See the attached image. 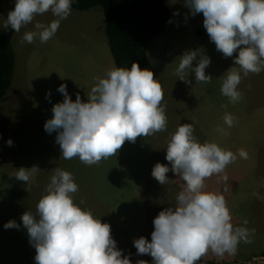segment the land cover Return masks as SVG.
<instances>
[{
  "label": "clouds",
  "instance_id": "9594fccd",
  "mask_svg": "<svg viewBox=\"0 0 264 264\" xmlns=\"http://www.w3.org/2000/svg\"><path fill=\"white\" fill-rule=\"evenodd\" d=\"M72 3L73 0H15L3 27L18 33L36 16L50 11L55 19L48 24L36 22L34 30L25 32L20 41L31 44L38 39L47 43L71 14ZM184 6L193 17L202 13L210 41L225 58L238 51L236 66L221 77L220 91L230 103L239 102L243 95L238 90L242 76L264 71V0H184ZM198 56L197 66L193 67ZM210 64L206 55L187 50L179 57L175 74L180 81L191 83L185 79L191 69L197 83L208 84L213 80L205 72ZM57 91L64 99L52 107L53 116L45 122L44 130L57 133L55 142L65 160L78 158L87 166L98 164L116 156L126 141L135 143L138 137L167 130L162 85L153 71L141 70L138 63L133 62L130 69L114 66L104 78H94L87 102L78 93L73 102L66 84ZM223 120L229 128L236 122L228 112ZM194 131L192 123L178 126L166 148L165 159L171 168L156 163L151 172L160 185L168 183L169 171L182 182L175 206L165 208L154 218L151 241L144 237L133 241L137 254L150 255L153 264H198L209 253L219 257L235 255L240 243H252L255 229L247 227L249 221L244 219L242 225L234 226L225 195L206 190L205 181L224 173L237 160V153L215 142L200 143ZM216 131L227 135L224 128ZM6 143L13 145L11 139ZM238 156L248 159L244 149L238 150ZM37 170L36 166L21 167L15 178L28 182ZM52 172L35 212L28 210L21 216L29 243L36 251L35 264H131L129 256L117 248L111 226L74 203L73 194L79 186L73 174L60 168ZM252 195L260 198L258 193ZM4 228L19 230L20 225L9 221ZM137 264L147 262L139 260Z\"/></svg>",
  "mask_w": 264,
  "mask_h": 264
},
{
  "label": "rangeland",
  "instance_id": "374dc122",
  "mask_svg": "<svg viewBox=\"0 0 264 264\" xmlns=\"http://www.w3.org/2000/svg\"><path fill=\"white\" fill-rule=\"evenodd\" d=\"M167 4L171 11V37L154 39L148 46L150 61L157 71V80L164 93L162 105L166 106L167 130L149 137H138L135 143L126 141L124 144L127 147L131 146L133 149L138 145L140 150L134 149L135 154L122 146L116 156L98 163L100 175L107 172L111 161H118L120 165L121 161L132 163L136 160L138 171H144L143 164L149 163V160L165 159L170 135L184 123L194 125V135L200 143H242L248 148L244 149L248 156L264 157V72L251 79L253 85L239 88L243 94L242 111L235 116L234 126L229 128L219 117L220 100L224 97L220 84L222 73L226 75L229 68H225L235 66L234 59L237 55L234 53L233 57L225 58L216 50L203 27L202 13L193 17L184 6V0L181 3L167 0ZM14 6L15 0H0V30L11 38L16 52L12 87L0 103V264H35L36 252L28 250L32 245L21 216L28 210L35 212L36 205L46 194L45 187L50 182L19 181L15 178V173L20 165L26 168V161L39 162L43 152L48 153L51 149L54 152L44 158L43 166H36V172L45 174L44 171L51 167L52 171L60 168L77 176L82 183L75 182L79 190L73 194L74 203L79 204L82 210H90L94 217L111 226V235L117 248L124 256H129L131 264H137L139 260L153 264L152 257L138 255L133 244L140 237L151 241V227L143 230L140 221L145 213L148 224L153 225V220L160 211L175 206L182 182L168 181L164 185L159 182H138L139 186L131 189L130 195H125L127 199L116 203L113 189L106 195L100 183L94 182L92 170L97 171L93 167L97 164L87 166L78 158H73L65 160V166L55 167L54 160L59 161L58 158L63 157L55 142L57 133L48 134L44 130L45 122L53 116L52 107L63 102V95L57 91L59 86L67 85V92L74 102V83L85 79L82 76H94L100 71L104 58L101 49L96 50V45L99 23L101 21L106 24L103 9L98 7L86 12L72 9L68 18L61 22L55 36L47 43L42 44L37 39L31 44H21L24 33L34 30L36 22L48 24L55 17L50 11L38 15L32 24L17 33L10 27H3L8 12L14 10ZM92 13H99L100 17L94 20L90 17ZM187 50L199 51L210 58L211 64L205 72L213 78L211 83H197L191 69L185 77L191 83L179 80L175 72L179 57ZM199 58L198 56L197 61L193 62V67L197 66ZM257 100H263L260 107L256 106ZM218 127L224 128L227 135L217 132ZM9 139L13 141L12 146L6 143ZM237 157L239 158L238 153ZM17 162L20 164L18 167ZM145 169L151 171L153 167L148 165ZM166 175L169 177L168 173ZM135 176H140L139 172ZM205 183L207 191L218 192L217 178L212 176ZM81 201L84 203L81 204ZM156 203L161 204L156 207ZM120 206L121 211L118 210ZM9 221L20 225L19 230L5 229L4 225ZM240 264H252V261Z\"/></svg>",
  "mask_w": 264,
  "mask_h": 264
},
{
  "label": "crops",
  "instance_id": "0c3cea01",
  "mask_svg": "<svg viewBox=\"0 0 264 264\" xmlns=\"http://www.w3.org/2000/svg\"><path fill=\"white\" fill-rule=\"evenodd\" d=\"M164 4L167 6V8L170 11V6L167 4V0H162ZM175 3H181L183 0H174ZM171 12V11H170ZM100 17V14L98 13H92L90 17L92 19L96 20ZM105 17V15H104ZM170 20H171V13H170ZM106 22V19H105ZM170 26V24H169ZM99 30H98V41L96 45V50L101 49V54L104 59H102L104 62L100 64L99 72L95 73L94 76H82L85 79H80L74 83V93L73 95L76 97V94L78 93L81 96V100L83 102H87L88 94L91 90V87L94 85V78H104L106 72L115 66L114 58L112 56L109 41H108V35H107V27L106 24L100 21L99 23ZM102 30V32H101ZM169 35V27L167 31L158 37L159 38H170ZM154 40V41H155ZM152 41V42H154ZM109 50L111 55H109ZM238 55V51L235 53ZM236 66V65H235ZM233 66V67H235ZM232 68V66H228L225 68V70ZM16 69V68H15ZM264 72V71H263ZM224 74L222 73V76ZM257 74L250 73L247 77L242 76L241 83L238 86L242 89L247 86L253 85L254 77ZM15 76V75H14ZM222 83L220 84V86ZM263 100H257L256 106L260 107ZM221 105H227L226 108H222ZM242 111V100L239 102L232 104L229 102L227 97H223L220 100V110H219V117L223 119L225 112L231 113L234 117L239 114ZM220 147L234 151L238 153L239 149H248L245 144L242 143H234L232 145H228L226 143H220L218 144ZM123 147H126L127 149H131L132 151L140 150L138 145L134 146L135 148H130L131 146L127 147V145H123ZM133 147V146H132ZM157 147V146H156ZM254 148V147H253ZM2 149V148H1ZM135 149V150H134ZM54 151L51 149L48 153L43 152L42 158H40L39 162H32V161H26V169H31L29 166H43L44 165V158ZM136 154V153H135ZM58 160H54L55 167H61V165L64 164L67 165L65 162V159L63 157H59ZM121 161V160H120ZM136 160L132 163L128 161V163H125L121 161V164L118 165V161H111L108 165L107 172L103 175H100L99 173V164L94 165L93 167L97 169L92 170L94 173V182L100 183L101 187L103 188V191L107 195L108 192H110L112 189L114 190L116 194V203L122 202L125 198V195L131 194V189H134L135 187H138V182L142 183H155L158 182L155 178L152 177L151 171H147L145 167H148V165L154 167L156 163H161L164 165H167L169 168H171V164L166 160L162 158H157L154 160H149V163L143 164L144 171L139 170L138 167L135 164ZM20 164L17 162L16 167H18ZM68 165H71L68 164ZM50 167V166H47ZM21 168V165L19 166ZM40 171V170H39ZM48 171H50L48 173ZM45 170V174H41V172H35L32 175V178L28 182H42L47 183L50 182V177L53 175L52 168L50 167L49 170ZM140 176H135V174H138ZM168 179L169 181H180V178L178 175L174 174L172 171L168 172ZM150 177V178H149ZM213 177L218 179V192H221L225 195V199L227 201V205L229 209L231 210L232 214V223L234 226H240L242 225V222L244 219H247L249 221L247 227L249 229H255V233L252 236V243L245 244L240 243L238 246L237 253L235 255H228L225 254L223 257L216 256L214 254L209 253L207 255L208 259H212L218 263H230V264H240L244 263L245 261H250L253 258L260 257L264 255V157H255V155L248 156V159H242L238 158L237 160L228 165L225 169L224 173ZM77 176H74L75 182H80ZM226 178V179H225ZM82 183V182H80ZM136 183V184H131ZM145 184L143 185L142 189L144 188ZM225 188H227V191H225ZM30 192V191H29ZM259 194V199L255 196H253V193ZM29 193H27L28 195ZM161 203H156V207L160 206ZM79 205V204H78ZM122 206L119 207V211H121ZM148 217L144 213V218H142L141 222V228L143 230H146L148 226L151 227V231L149 234L154 231V225H149L148 221L146 220ZM33 250L34 253L35 248L33 246H30L28 250Z\"/></svg>",
  "mask_w": 264,
  "mask_h": 264
},
{
  "label": "trees",
  "instance_id": "16d2710c",
  "mask_svg": "<svg viewBox=\"0 0 264 264\" xmlns=\"http://www.w3.org/2000/svg\"><path fill=\"white\" fill-rule=\"evenodd\" d=\"M102 8L108 41L115 67H131L138 63L141 70L157 71L150 61L148 46L163 35L170 21V11L162 0H73L72 9L80 12ZM16 52L11 38L0 30V103L8 94L14 80ZM198 264L218 263L206 257Z\"/></svg>",
  "mask_w": 264,
  "mask_h": 264
},
{
  "label": "built area",
  "instance_id": "2783aa9c",
  "mask_svg": "<svg viewBox=\"0 0 264 264\" xmlns=\"http://www.w3.org/2000/svg\"><path fill=\"white\" fill-rule=\"evenodd\" d=\"M252 261V264H264V256L256 257L250 260Z\"/></svg>",
  "mask_w": 264,
  "mask_h": 264
}]
</instances>
